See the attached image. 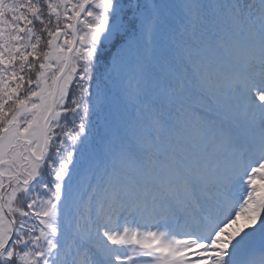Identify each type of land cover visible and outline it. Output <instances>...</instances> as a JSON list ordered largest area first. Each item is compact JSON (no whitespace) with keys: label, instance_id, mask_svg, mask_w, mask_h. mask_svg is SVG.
I'll use <instances>...</instances> for the list:
<instances>
[{"label":"snow or ice","instance_id":"snow-or-ice-1","mask_svg":"<svg viewBox=\"0 0 264 264\" xmlns=\"http://www.w3.org/2000/svg\"><path fill=\"white\" fill-rule=\"evenodd\" d=\"M0 264H264V0H0Z\"/></svg>","mask_w":264,"mask_h":264}]
</instances>
